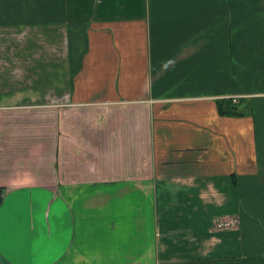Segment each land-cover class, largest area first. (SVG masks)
<instances>
[{
    "label": "crops",
    "instance_id": "0c3cea01",
    "mask_svg": "<svg viewBox=\"0 0 264 264\" xmlns=\"http://www.w3.org/2000/svg\"><path fill=\"white\" fill-rule=\"evenodd\" d=\"M0 264H264V0H0Z\"/></svg>",
    "mask_w": 264,
    "mask_h": 264
},
{
    "label": "trees",
    "instance_id": "16d2710c",
    "mask_svg": "<svg viewBox=\"0 0 264 264\" xmlns=\"http://www.w3.org/2000/svg\"><path fill=\"white\" fill-rule=\"evenodd\" d=\"M240 104H234L232 100H224V102L220 103V110L221 116H233L237 117L240 115Z\"/></svg>",
    "mask_w": 264,
    "mask_h": 264
}]
</instances>
